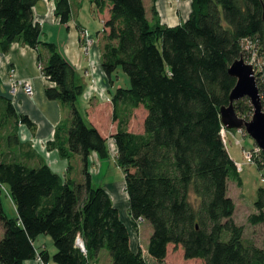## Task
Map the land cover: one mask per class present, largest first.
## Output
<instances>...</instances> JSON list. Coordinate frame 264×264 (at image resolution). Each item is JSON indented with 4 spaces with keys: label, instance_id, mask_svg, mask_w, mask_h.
<instances>
[{
    "label": "trees",
    "instance_id": "1",
    "mask_svg": "<svg viewBox=\"0 0 264 264\" xmlns=\"http://www.w3.org/2000/svg\"><path fill=\"white\" fill-rule=\"evenodd\" d=\"M95 1L111 6L102 67L112 85L120 68L130 77V87L114 93L115 111L121 101L148 111L144 133L131 132L121 120L114 138L128 211L153 227L147 252L154 262L146 260L142 246L132 248L128 225L108 190L94 184L90 154L108 158V139L78 107L84 86L77 70L54 41L42 37L34 15L39 0H0V48L7 52L22 41L38 50L44 74L56 82L46 88L48 98L71 107L49 147L64 158L79 153L84 176L80 182L65 178L43 159L35 164L22 156L20 126L33 130L36 124L0 94V261L25 264L37 256L38 236L46 234L57 251L43 250L39 256L57 264H94L103 249L111 264H157L165 261L171 243L181 245L187 259L201 258L205 264H264V246L246 243L245 228L233 217L237 206L228 181L236 178L241 184V173L221 118V106L230 103L237 81L229 68L244 53V41L258 39L264 55V0H192L187 20L173 26L157 17L156 0L153 20L144 0ZM56 3L61 22H69L71 2ZM234 106L240 116L251 118L248 97ZM256 162L264 176V153ZM4 190L17 209L14 216L1 202ZM255 205L249 220L264 224V187Z\"/></svg>",
    "mask_w": 264,
    "mask_h": 264
},
{
    "label": "crops",
    "instance_id": "2",
    "mask_svg": "<svg viewBox=\"0 0 264 264\" xmlns=\"http://www.w3.org/2000/svg\"><path fill=\"white\" fill-rule=\"evenodd\" d=\"M56 1L39 0L34 8L36 21L43 26L42 37L44 40L54 41L61 53L77 70V80L84 86V93L77 101L78 107L87 122L95 125L101 134L108 139L109 157L119 166L117 161L118 145L115 142L114 133L119 129L121 120L126 122L131 132L137 133H144L145 121L143 120L142 128L136 129L137 124L134 122V118L137 109L143 105L131 107L128 103L121 101L117 104V112L115 111L113 96L121 84L117 85L115 82L112 85L104 67H102V50L107 35L105 22L111 16L110 3L103 5L104 3L98 4L95 0H69L72 17L69 22L63 23L55 13ZM144 1L148 18L153 20L154 15L151 10L153 0H150V8L147 5L149 0ZM191 6L192 0H156L157 17L170 26L180 24L189 17L192 12ZM85 29L88 30L93 39V43L89 46L84 42L82 35ZM38 56L39 52L36 48L22 41L12 43L7 52L0 48V94L10 97L18 112L29 115L36 124V128L33 130L25 124L20 126V138L23 142L20 148L21 155L32 157V163L35 164L43 159L55 172L60 173L65 178L76 180V173L79 177L76 181L80 182L84 176L83 157L78 153L71 158H64L58 148L49 147V143L56 139L57 128L70 118L71 107L59 100L48 98L46 88L56 85V82L50 81L44 74ZM20 80L32 82L33 92L31 94L26 93L22 88L17 89L14 95L11 94L10 90ZM246 137L245 135V139L248 140L247 147H253L256 143ZM28 151H31L30 154ZM108 158L100 157L95 151L90 154L92 179L95 186L98 184L97 186H103L108 190L120 211L122 221L128 225L132 248L138 251L141 246L139 244L140 236L136 232L135 220L126 209L127 206L129 208L130 200H128V192L125 189V180L123 184L106 180L108 170L104 173L103 166L104 160ZM98 166L99 168H97ZM122 204L125 206V214L120 210ZM11 212V215L14 216L17 214V209L11 210ZM145 222L143 220V223ZM3 235L4 228L0 223V241ZM171 244L168 246V255ZM35 247L37 248V256L28 259L25 264H57L53 259L45 262L39 256L43 250H47L51 255L56 253L57 248L52 236L39 235L35 241ZM143 254L149 263L154 262V258L150 254L146 255L145 252ZM97 257L94 264L112 263V257L106 249L101 250ZM0 264L3 263L0 261Z\"/></svg>",
    "mask_w": 264,
    "mask_h": 264
},
{
    "label": "rangeland",
    "instance_id": "3",
    "mask_svg": "<svg viewBox=\"0 0 264 264\" xmlns=\"http://www.w3.org/2000/svg\"><path fill=\"white\" fill-rule=\"evenodd\" d=\"M150 0L147 1V5L150 8ZM151 14V12H150ZM247 57V52L245 51L242 53ZM264 57V55H263ZM115 82L117 85L123 86V87H130V77L124 72L122 68L119 69L116 73H114ZM146 113L148 114L147 110L145 109L144 105L137 109V114L134 118V122H136V129L142 128L143 120L145 118ZM252 116V115H251ZM224 129V128H223ZM228 132V133H227ZM227 134V135H226ZM246 138L255 142L254 139L251 138V136L247 133L246 129H244V133H242L240 130L233 129V130H227L224 129V138L227 141V146L229 151L231 152L233 159L238 162V167L240 169V175H241V184L238 183V180L235 179H229V195H231L236 203V211L234 213V219L236 223L243 225L245 228V232L243 235V239L246 243L253 242L257 246H264V224H252L249 220V215L256 211V205L255 201L258 198V189L259 187H264V176L262 172L260 171L257 162H250L247 161V157L244 153V148L248 145V140ZM250 148V147H247ZM239 165H242V168H240ZM104 173L107 172L105 178L106 180H109L111 182L116 181L120 184L124 183V174L122 167L118 166L116 162L109 157L108 159L104 160V166H103ZM99 168V166L97 167ZM75 179L78 180L77 174L75 173ZM102 183V182H100ZM98 185V184H97ZM96 185V186H97ZM1 202L5 207V210L9 215H11V210L15 209V206L13 205L10 197L8 194H6V191H2L1 193ZM128 210V206L126 207ZM120 210L123 214L125 210V206L123 204L120 206ZM146 221V220H144ZM136 232L140 236L139 244L142 246V249L144 250L145 254L148 255V246H149V236L153 234V227L152 224L149 221H146L143 223L142 220H137ZM228 233L224 235L223 238L228 237ZM108 252V250H106ZM157 264H205L203 259L201 258H194V259H187L185 257L184 249L181 245H176L174 243L171 244L169 255L165 261Z\"/></svg>",
    "mask_w": 264,
    "mask_h": 264
},
{
    "label": "water",
    "instance_id": "4",
    "mask_svg": "<svg viewBox=\"0 0 264 264\" xmlns=\"http://www.w3.org/2000/svg\"><path fill=\"white\" fill-rule=\"evenodd\" d=\"M229 73L236 79V85L230 93V103L221 106L223 127L227 130L246 129L247 133L255 140L264 152V104L260 86L253 63L246 61L244 55L235 59L230 65ZM248 97L253 105L250 119L237 113L235 102ZM79 246L84 245L83 240H78Z\"/></svg>",
    "mask_w": 264,
    "mask_h": 264
},
{
    "label": "built area",
    "instance_id": "5",
    "mask_svg": "<svg viewBox=\"0 0 264 264\" xmlns=\"http://www.w3.org/2000/svg\"><path fill=\"white\" fill-rule=\"evenodd\" d=\"M82 35L84 36V42L87 46H89L91 43H93V39L91 38V35L89 34L88 30H84ZM259 40L256 38L246 39L244 41L243 50L244 52H247V57L244 55V58L246 61L253 63L255 72L257 74L258 83L260 86V94H262V100L264 104V57L260 54L259 48ZM40 67L42 65L40 64ZM17 85H14L12 87L11 94L14 95V93L17 91V89L22 88L26 93L31 94L33 92V85L32 82H29L27 80H20ZM225 129V128H224ZM242 133H244V129H240ZM244 153L247 157V161L255 162L256 159H259L262 157L263 149L256 144L252 148L245 147ZM240 168H242V165H239ZM83 246V245H82ZM85 249V246H83ZM41 261H43L41 258H39Z\"/></svg>",
    "mask_w": 264,
    "mask_h": 264
}]
</instances>
